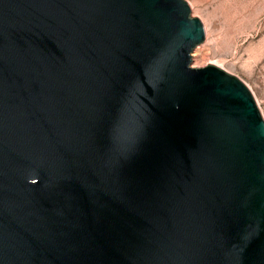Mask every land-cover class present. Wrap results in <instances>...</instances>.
<instances>
[{"label": "water", "instance_id": "water-1", "mask_svg": "<svg viewBox=\"0 0 264 264\" xmlns=\"http://www.w3.org/2000/svg\"><path fill=\"white\" fill-rule=\"evenodd\" d=\"M184 0H0V264H264V119Z\"/></svg>", "mask_w": 264, "mask_h": 264}, {"label": "rangeland", "instance_id": "rangeland-1", "mask_svg": "<svg viewBox=\"0 0 264 264\" xmlns=\"http://www.w3.org/2000/svg\"><path fill=\"white\" fill-rule=\"evenodd\" d=\"M204 28L191 67L213 64L250 91L264 119V0H184Z\"/></svg>", "mask_w": 264, "mask_h": 264}]
</instances>
